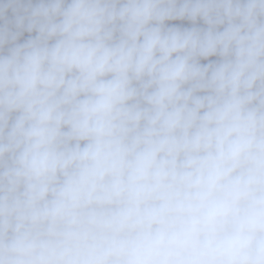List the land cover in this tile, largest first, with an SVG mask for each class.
<instances>
[{
  "label": "clouds",
  "instance_id": "9594fccd",
  "mask_svg": "<svg viewBox=\"0 0 264 264\" xmlns=\"http://www.w3.org/2000/svg\"><path fill=\"white\" fill-rule=\"evenodd\" d=\"M0 264H264V0H0Z\"/></svg>",
  "mask_w": 264,
  "mask_h": 264
}]
</instances>
